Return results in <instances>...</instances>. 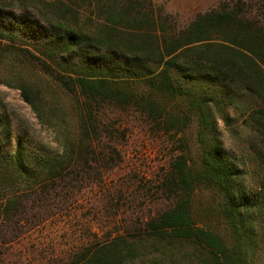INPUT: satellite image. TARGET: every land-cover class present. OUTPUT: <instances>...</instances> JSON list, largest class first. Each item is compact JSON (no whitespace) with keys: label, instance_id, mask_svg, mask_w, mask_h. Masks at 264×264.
I'll list each match as a JSON object with an SVG mask.
<instances>
[{"label":"trees","instance_id":"obj_1","mask_svg":"<svg viewBox=\"0 0 264 264\" xmlns=\"http://www.w3.org/2000/svg\"><path fill=\"white\" fill-rule=\"evenodd\" d=\"M28 1L0 0V42L10 44L0 57L18 68L15 83L0 82L59 149L23 135L12 145L0 102V264H133L152 240L170 264H253L264 252V0H225L180 30L150 0ZM129 113L177 142L138 204L109 179L127 132L116 116ZM219 120L234 135L249 130V160L224 148ZM191 125L195 156L183 136ZM90 192L97 224L118 218L114 231L95 242L81 225L60 249L38 235Z\"/></svg>","mask_w":264,"mask_h":264},{"label":"rangeland","instance_id":"obj_2","mask_svg":"<svg viewBox=\"0 0 264 264\" xmlns=\"http://www.w3.org/2000/svg\"><path fill=\"white\" fill-rule=\"evenodd\" d=\"M38 1L42 2L44 0L28 1V3L30 5L39 6ZM150 1L154 8H163L165 12L174 15L175 26L180 30L186 27L198 14L218 8L225 0ZM80 11L81 15L79 18L83 21L88 11L84 8L80 9ZM5 45L8 46L10 44H7L5 41L0 42V49ZM0 54L3 53L0 51ZM7 60L6 58L4 60L3 56L0 57V79L13 81L12 83H15L14 80H11V77L15 78L18 68L16 69ZM30 75H32V73H30ZM0 102L3 103L10 117L11 129L14 136L12 145L15 144V136L23 135L33 144L37 143L39 145H44L53 150L59 149L53 129L39 123L34 112L22 100L18 89L8 87L0 82ZM226 111L230 117H239V111L232 110L231 108H227ZM116 117H119L120 121H122L120 127L127 132L126 139L119 144L122 160L110 173L109 179L112 178L116 182V185L121 184L123 188H127L126 196H129L134 201V204H138L139 201H143L144 199L141 193H145V188L151 187L152 191L155 189L157 180L165 171L167 160L174 152L173 150H175L177 142L172 143L175 139L171 140L169 135H165L162 131H158L151 127L136 114H119ZM239 123L240 122L235 123V126H238ZM217 127L224 148L237 156L241 154L246 156L249 155L250 150L246 147L245 142L249 134L247 128H239L238 133L234 135L230 128L225 126L220 120L218 121ZM183 136L189 141L192 147L191 155L195 156V126L191 125L186 129ZM247 159L249 160L248 156ZM245 168H252V163L248 161ZM247 180H249V176ZM106 185L111 186V191H114L112 183L108 181ZM138 190L139 192H137ZM202 198V201H206V194H204ZM198 202L197 200L195 201L196 207L198 206L197 204H199ZM202 205H204L203 202L199 204L198 208ZM100 206L101 202L99 195L95 192L87 193L75 206L77 210L74 213L76 214H69L67 217H64L62 221L52 223L46 229L40 231L38 235H40V237L41 235L48 236L49 233H51L52 236H50L49 239L51 238L54 244H58L57 247L60 249L65 247V245L67 246L71 240L70 238L74 237L71 236L72 231L78 234L81 225H86L91 226L93 231L98 232V238L93 240L97 242L106 231H114L119 220L118 218L109 219L110 222L104 221V224L99 226L95 217H101V211L99 213L97 212L98 209L100 210ZM73 214L75 217H73ZM83 227L84 226H82V228ZM99 227L102 228L100 229ZM160 246V241L152 240L146 248L148 254L133 264H170L168 260L161 259V251L156 250L157 248L160 249ZM253 264H264V252L260 251L255 255Z\"/></svg>","mask_w":264,"mask_h":264}]
</instances>
